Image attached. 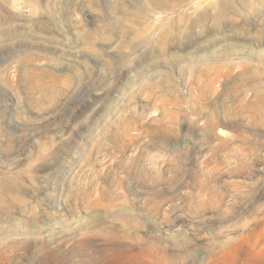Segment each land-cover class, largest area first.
<instances>
[{
    "label": "rangeland",
    "instance_id": "rangeland-1",
    "mask_svg": "<svg viewBox=\"0 0 264 264\" xmlns=\"http://www.w3.org/2000/svg\"><path fill=\"white\" fill-rule=\"evenodd\" d=\"M0 264H264V0H0Z\"/></svg>",
    "mask_w": 264,
    "mask_h": 264
}]
</instances>
